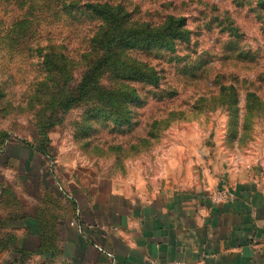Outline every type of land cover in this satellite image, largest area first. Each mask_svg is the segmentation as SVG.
I'll return each instance as SVG.
<instances>
[{
	"label": "rangeland",
	"instance_id": "rangeland-1",
	"mask_svg": "<svg viewBox=\"0 0 264 264\" xmlns=\"http://www.w3.org/2000/svg\"><path fill=\"white\" fill-rule=\"evenodd\" d=\"M44 1L122 2L144 21L184 16L191 40L163 58L142 57L160 71L162 92L149 93L148 86L140 92L144 103L103 107L88 121L89 105L63 113L53 94L77 87L97 21L54 16ZM28 4L37 22L24 27L27 35H13ZM26 6L0 0V136L45 140L63 168L89 169L137 196L177 188L218 192L249 180L264 185V0H29ZM52 50L65 73L60 63L48 65L45 53ZM222 84L236 92H220ZM24 202L11 184L0 194V239L11 235L0 264H47L27 252L20 258L13 244L24 222L12 223Z\"/></svg>",
	"mask_w": 264,
	"mask_h": 264
},
{
	"label": "crops",
	"instance_id": "crops-1",
	"mask_svg": "<svg viewBox=\"0 0 264 264\" xmlns=\"http://www.w3.org/2000/svg\"><path fill=\"white\" fill-rule=\"evenodd\" d=\"M32 143L14 136L0 151V194L11 184L25 199L13 221L24 222L18 246L43 263L264 264L257 180L137 196L89 169L63 168Z\"/></svg>",
	"mask_w": 264,
	"mask_h": 264
},
{
	"label": "trees",
	"instance_id": "trees-1",
	"mask_svg": "<svg viewBox=\"0 0 264 264\" xmlns=\"http://www.w3.org/2000/svg\"><path fill=\"white\" fill-rule=\"evenodd\" d=\"M8 1L18 2L21 7H25L29 0ZM43 5L49 11H53L54 16L61 11L72 19L75 18L76 21L81 20L82 15L97 21L89 40V48L81 55L82 71L77 87L75 90L53 94L54 97L57 96L58 106L63 113L68 112L75 105H89L88 121L99 118L104 111L103 107L116 105L117 109H122L129 105L144 103L145 98H142L140 92L148 86H150L147 89L149 93L161 91L160 71L142 57L154 55L163 58L167 54L175 53L179 44L191 40L192 31L188 28L184 16L170 14L161 21H144L136 18L122 2L113 1H89L84 4L63 2L55 6L51 1H44ZM26 8L27 14L13 22L15 25L13 35H27L29 29L25 30L24 27L34 26L37 22L33 13V4H28ZM45 57L51 67L60 63V72L65 73V64L59 58V53H54L52 50L46 52ZM170 57V61L176 58ZM102 78L106 84L102 83ZM235 90L234 85L222 84L220 87V92ZM52 99L55 101V98ZM12 137L10 132L0 136V151ZM44 143L45 140L42 142L33 140L32 145L37 151L54 160L55 155L44 146ZM0 240H2L0 241V251H2L10 246L11 235ZM13 240L21 258L25 250L19 248L17 237ZM54 240L51 237V241Z\"/></svg>",
	"mask_w": 264,
	"mask_h": 264
},
{
	"label": "built area",
	"instance_id": "built-area-1",
	"mask_svg": "<svg viewBox=\"0 0 264 264\" xmlns=\"http://www.w3.org/2000/svg\"><path fill=\"white\" fill-rule=\"evenodd\" d=\"M170 264H182V263H180V262H173V263H170Z\"/></svg>",
	"mask_w": 264,
	"mask_h": 264
}]
</instances>
